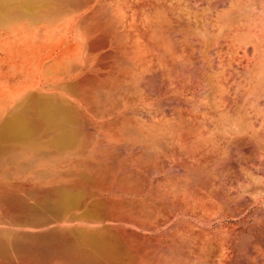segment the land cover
I'll list each match as a JSON object with an SVG mask.
<instances>
[{"label": "rangeland", "instance_id": "374dc122", "mask_svg": "<svg viewBox=\"0 0 264 264\" xmlns=\"http://www.w3.org/2000/svg\"><path fill=\"white\" fill-rule=\"evenodd\" d=\"M4 7L0 117L28 91L55 95L80 142L59 149L42 124L35 143L0 145V231L70 228L38 224L57 187L78 185L116 219L77 225L127 248L92 264H264V0ZM14 242L0 264H86L69 241Z\"/></svg>", "mask_w": 264, "mask_h": 264}, {"label": "bare ground", "instance_id": "6f19581e", "mask_svg": "<svg viewBox=\"0 0 264 264\" xmlns=\"http://www.w3.org/2000/svg\"><path fill=\"white\" fill-rule=\"evenodd\" d=\"M6 1L0 0V13L5 11ZM21 2L22 6L28 11H33L35 8V0H21ZM67 86L74 87L75 83ZM16 102L12 109H6V112L0 117V145L35 143L39 139L38 133L42 124L46 128L57 130L53 136H50V141L59 149H69L80 142L77 111L65 99L58 98L55 95L28 91ZM55 194L57 199L51 205L54 216L43 224H38V226L67 222L79 227L52 229L42 235L21 234V232L16 234L13 233L14 231L1 230L0 254L6 255L19 250L20 248L17 247L15 240L40 239L44 241H69L67 256L81 260L86 264L118 261L121 257H125L127 248L122 242V235L119 232L112 231L108 227V229L101 232L100 229L77 225L79 222L84 223L86 221L89 225L103 224L105 227L103 221L111 214L105 200L96 197L87 203L84 199L86 195L84 189L78 185L74 187L61 185L55 189ZM78 216L83 219L73 223L72 220Z\"/></svg>", "mask_w": 264, "mask_h": 264}, {"label": "water", "instance_id": "95a60500", "mask_svg": "<svg viewBox=\"0 0 264 264\" xmlns=\"http://www.w3.org/2000/svg\"><path fill=\"white\" fill-rule=\"evenodd\" d=\"M83 218L80 216H78V217H76L75 219H73L72 221H73V223H77L78 221H80V220H82ZM115 219V216H114V218H113V214H109V216H107L105 219H104V221H103V223L107 226V223H109V222H111V221H113ZM73 227H79V226H73ZM55 229H58V228H55Z\"/></svg>", "mask_w": 264, "mask_h": 264}]
</instances>
